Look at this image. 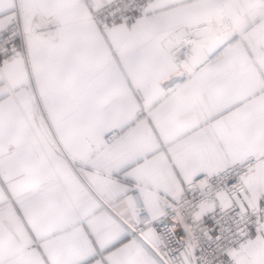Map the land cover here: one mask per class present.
Here are the masks:
<instances>
[{
    "label": "snow or ice",
    "instance_id": "6c2138e0",
    "mask_svg": "<svg viewBox=\"0 0 264 264\" xmlns=\"http://www.w3.org/2000/svg\"><path fill=\"white\" fill-rule=\"evenodd\" d=\"M0 264H264V0H0Z\"/></svg>",
    "mask_w": 264,
    "mask_h": 264
}]
</instances>
